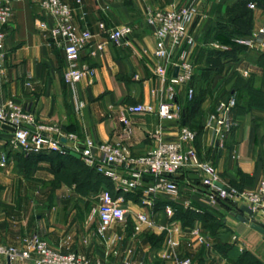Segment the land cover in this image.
I'll use <instances>...</instances> for the list:
<instances>
[{"label":"crops","instance_id":"crops-1","mask_svg":"<svg viewBox=\"0 0 264 264\" xmlns=\"http://www.w3.org/2000/svg\"><path fill=\"white\" fill-rule=\"evenodd\" d=\"M8 1L12 7V18L0 46V102L12 99L31 110L39 123L57 124L81 138L90 137L101 143L119 142L123 126L118 118L124 114L129 120L130 136L123 144L133 156L144 155L156 147L153 133L157 128H161L164 141H174L177 134L173 123H160L155 113L133 114L127 111L139 105L155 109L159 102L165 100V84L153 72L154 64L161 63V60L153 57L154 41L145 23L144 7L166 10L174 1L179 6L193 8L197 14L193 16L189 29L194 46H174L170 51L171 62L191 59L195 67L189 84H176L175 102L184 116V108L189 106L188 87L193 89L194 98L200 100L199 107L196 105L197 110L192 114L195 116L194 127L199 125L201 129L195 140L196 152L202 161L213 166L219 183L234 191H250L258 179L264 177V55L239 50L228 56L225 77L212 75L206 80L205 74L209 52H223L210 49L209 44L224 45L215 35L226 23L229 9L236 0H62L72 7L73 23L78 32L87 30L93 35L80 52V63L95 69L93 79L82 80L77 85L76 90L83 104L80 114L74 112L69 91L63 83V48L49 36L53 20L41 10L42 0ZM262 1L247 0L245 9L250 15L249 32L264 22ZM249 4H254L256 8L249 9ZM100 23L106 28L129 26L131 34L121 46L106 44L97 50V44L105 38L98 29ZM224 46L229 51V46ZM166 67L169 72L174 70L170 65ZM244 72L247 76L243 75ZM226 87L228 89H223L217 98L216 90ZM226 90L236 100L231 114L234 127L223 146H217L213 143L212 130L204 129V125L216 104L225 100ZM9 135L0 128V154L6 153L7 172L15 175L17 166L26 163V159L6 145ZM45 156L48 154L36 159L39 165H46L44 160L50 159ZM59 158L57 161L64 160L66 155L62 154ZM118 196L122 198V205L129 208L125 197H134L135 201L131 203L136 205L135 202L140 200V191ZM170 200L169 197H162L152 211L158 214ZM176 200L180 203L190 200L201 212L210 211L216 218H221L216 233L209 232L210 236H207L210 247L193 242L192 247L187 248L182 243V248L195 264H237L247 252L264 264V236L252 230L249 224L239 221L237 216L240 212L220 204L209 206L200 195L188 190H183ZM178 204L175 203L176 206ZM243 217L246 215L243 214ZM8 222L0 214V243L16 244L20 236L29 234L27 228L17 232L16 227ZM179 225L186 231L193 227L201 228L198 221H194L189 228ZM37 232L59 251L80 252L82 248L80 243L73 242L71 235L64 236L63 231L54 227L38 226ZM120 236L123 237V234ZM150 254L154 258L153 252ZM119 256L126 259L125 253L119 252ZM138 261L134 260L131 264Z\"/></svg>","mask_w":264,"mask_h":264},{"label":"built area","instance_id":"built-area-1","mask_svg":"<svg viewBox=\"0 0 264 264\" xmlns=\"http://www.w3.org/2000/svg\"><path fill=\"white\" fill-rule=\"evenodd\" d=\"M248 7L251 10L256 8L254 4H249ZM40 8L53 20L49 36L63 48V83L69 91L74 112L80 114L83 104L76 90L77 85L82 80L95 77L93 67L80 63V52L93 35L87 30L78 32L73 23V9L62 0H42ZM196 14L193 8L179 6L175 2H170L166 10L144 7L145 23L154 41L153 57L161 60V63L154 64L153 72L154 76L165 84V100L159 102L155 109L139 105L130 107L127 111L133 114L155 113L160 123L170 122L177 127L176 138L171 142L164 141L161 128H157L153 133L157 145L144 155L133 156L125 150L123 142L129 139L130 126L124 114L118 118L123 126L119 142L101 143L90 137L80 139L77 134L67 132L57 124L38 123L31 110L12 99L0 102V126L13 129L9 132L10 137L6 142L12 150L24 157L45 153H74L79 155V159L89 168L108 178L116 193L123 195L140 191L142 207L138 210L124 207L120 196L113 197L108 191L101 193L96 209V232L104 240L114 226L124 227L129 215L133 218V233L141 234L146 227L153 224L147 210H154L165 196L171 200L163 205L162 213L171 219L174 215L172 206L178 202L176 199L183 190L200 195L209 206L227 204L229 209L231 207V210L237 213L241 206H247L252 211L249 218L264 224V177L259 178L254 189L250 191L236 192L225 186L217 187V172L213 166L199 158L194 146L197 134L184 125L181 108L175 102L176 84H189L195 67L191 59L171 62L170 49L174 46H194V38L189 28ZM11 18L12 7L9 1L0 0V46L6 38ZM98 29L105 38L97 44V50H101L106 44L121 46L131 34L130 27L126 25L106 28L100 23ZM233 42L243 46L246 51L264 55V22L248 36L233 39ZM209 48L217 51L227 50L225 46L214 42L209 44ZM167 65L178 67L176 77H173L172 70H167ZM243 75L247 76V72ZM26 85L30 86L29 83ZM193 94V89L188 87L187 100H191ZM235 107L236 100L230 96L216 104L213 112L206 118L204 129L212 130L217 146H223L233 130L231 114ZM0 158L3 163L7 160L5 153H1ZM193 175H196L197 179L192 178ZM238 202L240 205L237 208L235 205ZM179 205L187 211L201 213V209L190 200H183ZM255 213L256 217H253ZM164 230L167 238L158 254L164 264H195L193 258L183 250V242L187 248H191L193 242L210 247L207 237L199 227L186 231L175 221H169ZM0 264L131 263L121 259L117 249H110L103 258L95 260H90L79 251L62 252L34 233L18 245L0 243ZM137 264H147L146 258H141Z\"/></svg>","mask_w":264,"mask_h":264},{"label":"rangeland","instance_id":"rangeland-1","mask_svg":"<svg viewBox=\"0 0 264 264\" xmlns=\"http://www.w3.org/2000/svg\"><path fill=\"white\" fill-rule=\"evenodd\" d=\"M205 63L208 66L205 69L206 80H209L212 75L225 77L229 57H220L216 63L208 60ZM208 88L211 90L210 87ZM223 89L228 88L216 90L217 98L220 97ZM225 96H228V90H226ZM186 127L196 134L199 133V127ZM77 136L83 139L79 135ZM45 157L50 158L44 160L46 165H39L35 158L26 159V163L17 166L15 175L7 172L5 166L7 162L3 163L0 158V214H3L10 221L9 224L16 227L17 232L23 228L30 231L29 234L20 236L17 239L18 243L11 245L22 243L34 233L41 237L37 232L38 226L54 227L63 231L64 236L71 235L73 242L80 243L82 246L80 252L90 260L103 258L110 249H117V251L125 253L126 259L124 257L122 259L130 263L134 260H140L144 255H146L144 257L148 262V255L153 252L154 258L150 254V264H164L158 254L167 238L164 228L168 226L169 221H175L177 224L180 223L183 227L188 228L192 226L194 221H198L199 226H201L199 228L204 235L206 234V237L210 236L208 235L209 232L216 233L217 229L215 226L213 227V224L218 225L221 222V218H216L210 214V211V213L205 212V214L202 211L190 219L182 220L180 217L177 219L178 211L183 210L184 212L186 210L182 205L176 206L174 204L172 206L174 215L171 219L166 218L162 213L163 206L158 214L152 210H147L153 224L146 227L141 234L135 235L132 229L133 218L132 215H129L126 225L124 227L114 226L104 240L96 232L98 221L96 209L103 191H108L114 195L112 182L100 176L97 170L89 168L84 162L73 163L64 159L65 162L62 160L63 162L57 165L56 155L50 153ZM60 165L61 167H59ZM125 199L129 201L127 206L130 209H141L140 200L135 202L137 203L135 205L131 203L132 200L135 201L134 197L128 196ZM239 205L238 202L235 206ZM219 206L229 209L227 204H220ZM253 217H256V213L253 214ZM122 234L123 237L120 236Z\"/></svg>","mask_w":264,"mask_h":264},{"label":"trees","instance_id":"trees-1","mask_svg":"<svg viewBox=\"0 0 264 264\" xmlns=\"http://www.w3.org/2000/svg\"><path fill=\"white\" fill-rule=\"evenodd\" d=\"M261 4H264V0L262 1ZM246 5H247V0H236V2L229 9V17L227 18L226 23L220 26L218 32L215 35V38L219 37L218 39L220 40V43L229 46V51L224 52V53L223 52L222 53L211 52L208 55L210 57V58L208 57V59H207L208 61L216 63L217 59L220 57H228L230 54H233L234 52H237L239 50H245V48L243 46L234 43L233 39L242 38V37L248 36L251 33V32H249V30H250V25H249L250 15L248 14V12L245 9ZM230 96L231 95L228 94V96L226 98H228ZM199 102H200V100L195 99L194 96L192 97L191 100L188 101L189 106L184 108V116H183V121H184L185 126H189L192 128L194 127V125H193L194 123H192V122L195 121L194 120L195 116L192 114L199 107V104H200ZM196 105H197V108H195ZM198 127H199V125L197 127H194V128H198ZM200 130L201 129L199 128V133H200ZM51 154L56 155V161L60 159L59 157H61V155H59V154H54V153H51ZM22 157L24 159H27V160L30 158L37 159V158L44 157V154L33 155V156H28V157L22 156ZM65 159L68 162L80 163V161L78 159L74 158L70 154H66ZM66 160H63V161L65 162ZM63 161L62 160L57 161L56 164L59 165V163L60 162L62 163ZM59 167H61V165ZM99 175L102 176L103 178H105L106 180H109L108 178L104 177L103 175H101V174H99ZM112 188L114 190V187H112ZM118 195H121V194L115 192L114 195H112V196L116 197ZM204 214H205V212H204ZM197 215H198L197 213L192 212V211L186 210L183 212V210H179L178 213L176 214V218L178 219V217H180V219L182 218V220L183 219H190L192 217H196ZM214 226H215V228H218L217 224H213V227ZM248 263L261 264L255 257H253L250 253L247 252L241 256V258L239 259V262L237 264H248Z\"/></svg>","mask_w":264,"mask_h":264},{"label":"water","instance_id":"water-1","mask_svg":"<svg viewBox=\"0 0 264 264\" xmlns=\"http://www.w3.org/2000/svg\"><path fill=\"white\" fill-rule=\"evenodd\" d=\"M177 73H178V67H175L173 70V77H176ZM0 128L7 132L13 131L12 128L8 126H4V125L0 126ZM69 154L73 156L74 158L79 159V155L74 154V153H69ZM191 177L194 179H197L196 175H193ZM215 185L219 188H223V185L221 183H216ZM239 212H240V215L237 216V219L239 221L249 224L252 230L264 236V224L249 218L250 216H252V211L247 206H244V205L241 206L239 209ZM243 214L246 215V217H243Z\"/></svg>","mask_w":264,"mask_h":264}]
</instances>
